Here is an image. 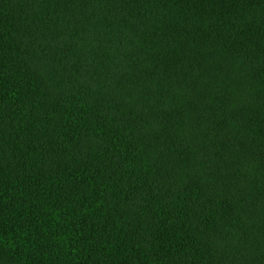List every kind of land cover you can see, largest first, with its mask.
I'll list each match as a JSON object with an SVG mask.
<instances>
[{"label": "trees", "instance_id": "16d2710c", "mask_svg": "<svg viewBox=\"0 0 264 264\" xmlns=\"http://www.w3.org/2000/svg\"><path fill=\"white\" fill-rule=\"evenodd\" d=\"M0 264H264V0H0Z\"/></svg>", "mask_w": 264, "mask_h": 264}]
</instances>
